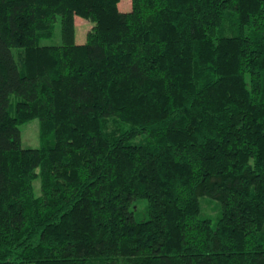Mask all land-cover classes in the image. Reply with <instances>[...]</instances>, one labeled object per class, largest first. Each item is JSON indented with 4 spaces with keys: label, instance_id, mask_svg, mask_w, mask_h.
Here are the masks:
<instances>
[{
    "label": "trees",
    "instance_id": "16d2710c",
    "mask_svg": "<svg viewBox=\"0 0 264 264\" xmlns=\"http://www.w3.org/2000/svg\"><path fill=\"white\" fill-rule=\"evenodd\" d=\"M132 1L0 0V264H264V0Z\"/></svg>",
    "mask_w": 264,
    "mask_h": 264
},
{
    "label": "rangeland",
    "instance_id": "374dc122",
    "mask_svg": "<svg viewBox=\"0 0 264 264\" xmlns=\"http://www.w3.org/2000/svg\"><path fill=\"white\" fill-rule=\"evenodd\" d=\"M119 9L122 12H131L133 10L132 0H120ZM75 43L78 45L87 44L91 41V38L95 35L97 30V20L95 14H91L90 18L85 20L82 18H76L75 20ZM62 44V26L59 20L55 27V35L52 39L43 40L42 46H58ZM17 53V50H15ZM38 119L29 121L21 126L22 130V145L24 148L38 149L43 146L41 139V127ZM35 191L37 195H40V180L35 182ZM201 218L208 219L212 225L216 227L221 217L222 207L221 204L210 198L204 197L201 199ZM135 216L139 221H145L149 218L148 214V202L136 201L132 208Z\"/></svg>",
    "mask_w": 264,
    "mask_h": 264
}]
</instances>
